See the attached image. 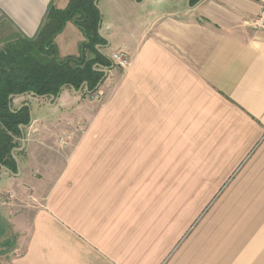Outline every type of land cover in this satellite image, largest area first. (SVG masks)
Masks as SVG:
<instances>
[{
    "label": "crops",
    "instance_id": "obj_1",
    "mask_svg": "<svg viewBox=\"0 0 264 264\" xmlns=\"http://www.w3.org/2000/svg\"><path fill=\"white\" fill-rule=\"evenodd\" d=\"M68 1L0 0V46ZM97 6L98 50L130 64L68 151L56 139L88 94L12 97L32 120L15 171L0 168L15 195L0 204V264H264V31L247 24L264 0ZM82 40L67 22L57 54ZM107 69L101 96L120 70Z\"/></svg>",
    "mask_w": 264,
    "mask_h": 264
},
{
    "label": "trees",
    "instance_id": "obj_2",
    "mask_svg": "<svg viewBox=\"0 0 264 264\" xmlns=\"http://www.w3.org/2000/svg\"><path fill=\"white\" fill-rule=\"evenodd\" d=\"M95 1L69 0L63 9L49 5L33 38L19 36L0 51V165L9 170L16 169L12 152L19 147L23 135L20 126H28L31 119L30 108L14 109L9 96L31 93L56 97L62 87L93 93L104 76L97 69L112 65L97 48L105 46L107 41L99 33L101 12ZM199 1L190 0V4ZM67 22L78 27L83 40L78 55L60 58L54 39Z\"/></svg>",
    "mask_w": 264,
    "mask_h": 264
},
{
    "label": "rangeland",
    "instance_id": "obj_3",
    "mask_svg": "<svg viewBox=\"0 0 264 264\" xmlns=\"http://www.w3.org/2000/svg\"><path fill=\"white\" fill-rule=\"evenodd\" d=\"M65 8V7H64ZM63 9V8H62ZM19 36H13L9 39H6L3 41L2 45L0 46V51L4 49V47L6 46V44L8 43H12L13 41H15L16 39H18ZM118 68H120V70H118L116 72V74L113 76V79L111 80V82L109 83V85L107 86V90L104 93L103 96H101V94L99 95L96 91L93 93H89L88 99H89V104L88 106H86V110L88 111L87 116L86 117H82L79 115V117L72 119L73 117L70 118V120L68 121V127L67 129H65L56 139V141L59 143L61 140L63 142H65L64 144H62L63 147H61V149H64V151H68L69 147L72 146L75 142L82 140V138L85 135V131L87 129L88 126H91L92 124L94 125H100V110L102 107V104L106 101H108L109 97H113L116 94V89H117V84L119 82V77H121L125 71V68H121L119 66H117ZM113 99V98H112ZM88 103L87 101L83 102ZM91 103V104H90ZM47 109V108H45ZM57 115V114H56ZM60 148V147H59Z\"/></svg>",
    "mask_w": 264,
    "mask_h": 264
},
{
    "label": "built area",
    "instance_id": "obj_4",
    "mask_svg": "<svg viewBox=\"0 0 264 264\" xmlns=\"http://www.w3.org/2000/svg\"><path fill=\"white\" fill-rule=\"evenodd\" d=\"M247 24L255 30L264 31V6H261L259 11L247 20ZM109 59L112 62V64L119 66L121 68H125L130 64L128 55L122 51H117L112 53ZM65 142L61 140L59 144L62 145ZM14 197H15L14 193L10 191L4 194H0V204H6Z\"/></svg>",
    "mask_w": 264,
    "mask_h": 264
},
{
    "label": "water",
    "instance_id": "obj_5",
    "mask_svg": "<svg viewBox=\"0 0 264 264\" xmlns=\"http://www.w3.org/2000/svg\"><path fill=\"white\" fill-rule=\"evenodd\" d=\"M198 3V2H197ZM95 4L97 5V0L95 1ZM97 70H99V71H101V72H103L104 73V76H103V78H102V80H101V82L104 80V78L106 77V73H107V68H98ZM101 82L98 84V86H97V88L100 86V84H101ZM64 87H62L61 88V90L63 89ZM72 90H74V88H72V87H70ZM84 90L86 91L87 90V83H85L84 84ZM75 92H80L81 91V89H79L78 91H76V90H74ZM26 94V93H25ZM23 95V94H22ZM15 96H17V95H15ZM12 97H13V95H10L9 96V99H12ZM38 97V96H37ZM43 97H45V96H43ZM52 98H55L54 96H51ZM57 97V96H56ZM25 106H28L29 107V105L26 103L25 104ZM17 110H19V109H17ZM30 122H31V120H32V115H31V111H30ZM26 127V126H25ZM20 128L22 129V133H23V126H20ZM22 146H24V144H25V141H24V135H22ZM19 148H15L14 149V151H17ZM14 151L12 152V156H13V158H14V160H15V162H17V159H16V157H15V155H14ZM0 168H4V169H6V170H9V169H7L6 167H4V166H2V165H0Z\"/></svg>",
    "mask_w": 264,
    "mask_h": 264
}]
</instances>
